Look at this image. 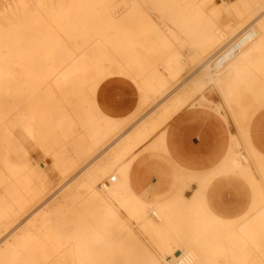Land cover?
Returning <instances> with one entry per match:
<instances>
[{"label":"bare ground","instance_id":"obj_1","mask_svg":"<svg viewBox=\"0 0 264 264\" xmlns=\"http://www.w3.org/2000/svg\"><path fill=\"white\" fill-rule=\"evenodd\" d=\"M15 2V9L9 7L0 13L2 63L13 59L24 62L22 69L27 78L14 97L31 109L32 115L36 114L39 124L43 122L39 129L41 140L49 144L52 156L60 154L66 158L67 164L57 167L62 178L77 169L78 172L55 192H49L50 195L44 187L32 189L27 185L30 182L27 167L8 176L0 172V263L18 251L28 236L27 228L46 219L51 230L43 251L48 259L54 260L53 264H117L115 250L103 242L109 235L94 224L97 210L91 209L105 200V213L121 216L117 234L121 239L117 248L121 263L118 264H170L182 252L202 254L214 261L227 252V248L208 246L219 243L183 242L182 239L194 235L180 230L189 227L185 214L207 209L202 194L204 187L216 175L226 173L223 167L231 162L249 167L257 196L251 202L250 217L245 215L234 229H250V239H264V225L260 223L261 217L264 218V177L261 183L255 178L257 172L258 175L264 171L261 151L255 149L264 147V0H233L228 5L215 3V0H191L189 8L184 2L174 5L170 1L168 4L172 5H168L160 0ZM207 3L212 4L210 9L206 8ZM231 14L238 16L237 22H220L223 15L229 19ZM238 31L240 34L235 36ZM124 33H127L126 38H117ZM120 49H124L125 54H120ZM248 50L250 64L237 68L234 60L242 59ZM77 51L101 62L131 66V81L139 90V103L133 112L105 130H99L95 138L87 129L88 122L97 117L109 120L111 116L102 111L88 90H84L83 102L74 100L73 82L79 84L85 80L79 75L81 68L73 65ZM89 52L94 54L89 55ZM160 70L167 72L173 81L178 79L177 84L169 88ZM59 75L61 83L57 94L53 95L50 87L57 83ZM215 95L220 101H213ZM157 97L161 100L145 111ZM43 99L48 100L49 115ZM185 107L206 109L207 117L225 133L220 140V150L215 154L221 156L220 159L214 169L201 178L200 195L182 198L176 203L185 196L183 188L187 186H184L192 179H200L196 171L182 168L180 172L186 181L174 196L161 201H144L137 197L133 208L123 215L120 204L133 196L128 192L130 187L118 186L126 190L123 193H102L92 180L102 179L114 168L115 162L127 156L135 158L148 150L151 163L156 158L154 150L169 153L166 125ZM56 116L65 121L69 129L68 138L61 143L66 148L61 150L56 146L50 127ZM7 121V116L2 114L0 128L6 126ZM132 122L127 133L118 136ZM92 141H96L98 153L92 156V151H87L80 155L76 148ZM94 161L96 164L92 166ZM168 175L169 172L162 178ZM76 179L80 181L74 187ZM87 190L91 191L90 201L80 203L78 191L85 194ZM171 201L175 203L172 206ZM24 215L25 220L16 224ZM146 220L162 223L177 242L158 241V235L150 236L141 244L132 241L137 224ZM220 224L212 218L204 228L217 229ZM248 235L237 232L224 237L247 238ZM239 243L227 242L229 245ZM37 253L31 250L27 255L32 259Z\"/></svg>","mask_w":264,"mask_h":264},{"label":"rangeland","instance_id":"obj_2","mask_svg":"<svg viewBox=\"0 0 264 264\" xmlns=\"http://www.w3.org/2000/svg\"><path fill=\"white\" fill-rule=\"evenodd\" d=\"M159 1V0H158ZM161 2H165L164 0H160ZM167 3H171L170 1H173L172 4L178 5L181 2H184V4L189 8L191 7L190 3L191 0H166ZM221 0H215V3H218ZM168 4V5H172ZM228 5V3H224ZM206 8L210 9L212 4L207 3ZM13 8L15 9L17 7V4L15 0H0V13L6 9V8ZM127 37V33H124L121 36H118L117 38ZM96 53V49H94ZM124 49H120V54H125ZM93 52H89L88 54L92 55ZM76 58L75 61L80 59V61H73V65L76 64V69L81 68L79 71L80 77L84 78V81H81L79 84H77V81L73 82V87L75 89V99L74 100H82L85 96V91H89V95L92 96L93 99H95V94L98 86L106 81L107 79L115 76L125 77L128 80L131 81V75H132V68L131 66L127 65L125 67L119 66L117 63H111L108 61H98L92 57L85 56L83 53L76 52ZM83 57V58H82ZM250 50H248L244 55L243 58L240 60H234V65L237 66V68H243L245 65L250 64ZM2 57H0V116L2 114H5L7 116V125L3 128H0V172L4 174L5 176H8L11 173L14 172H22V169L24 167H27L29 169V173L27 176L30 178V182L27 183L32 189H36L38 187H44L45 192H47L48 195L55 192L58 188H60L68 178L74 176L76 172H78V169L74 171L71 175H68L65 178H62V175L59 174L57 167L62 164L66 165L67 160L65 157L61 156L60 154H57L55 156H52V150H50V146L48 143H44L41 140V134L39 132L40 125L42 126L43 122L41 124L38 123V119H36L35 115H32L33 112L31 109L26 107L20 100H18L16 97H14L15 91L20 88L26 78V75L23 72L22 61H16L13 59L10 62L2 63ZM132 71V72H131ZM164 77L168 80L169 88L174 87L178 79L176 81H173L169 76L167 72H163L160 70ZM173 81V82H172ZM56 84L52 85L50 89L53 91V95L57 94L58 91V85L61 83L60 81V75L56 79ZM133 84V83H132ZM135 86V85H134ZM137 93H139L138 88L135 86ZM139 95V94H138ZM139 97V96H138ZM217 99V100H215ZM161 99L157 97L155 102L150 104L145 111L150 110L152 107H154ZM213 101L218 102L219 96L215 95L213 97ZM43 106L46 110V113L49 115L50 108L48 100L43 99ZM139 103V98L137 101V105ZM136 105V106H137ZM250 105V102H249ZM250 107V106H249ZM193 108V107H192ZM203 110H206L204 108H201ZM207 111V110H206ZM34 118V119H33ZM40 119V118H39ZM121 119V118H120ZM114 117L109 118V120H105L104 118H95L94 120L88 122L87 129L91 133L92 137L95 138L98 136V131L101 129H106V127L113 125L117 120ZM54 131V137L56 141V146L61 150L63 148H66L65 146H62L61 143H63L64 140L68 138L69 129H67L68 125L66 126L65 121H62L59 119V117L56 116V119L54 122H52V126ZM126 129V128H125ZM124 129V130H125ZM121 131L118 136H124L127 131L124 132ZM117 136V137H118ZM63 138V139H62ZM96 141L88 142L81 144V146H78L76 150H78V153L80 155H83L87 151H92V156L98 153V149L96 148ZM54 155V154H53ZM71 156H73V153H71ZM54 157V158H53ZM134 159L133 156L130 155L127 156L125 159L121 161H117L114 163V168L109 170V172L104 175V177L100 180H92V184L97 188V191L102 193H109V192H116V193H123L126 192V190H120L118 186L122 185H128L129 186V174H128V168ZM262 163L264 167V159L262 158ZM4 163V164H3ZM95 161L91 164L92 166H95ZM223 171H230L232 173H237L243 178L245 177L248 179V183L250 185V181L252 179V175L250 173L249 167H244L243 165H236L233 162L227 163L223 167ZM75 173V174H74ZM114 174L116 176L115 182H113L110 187L104 191L99 188V184L103 182L104 180L108 179L109 176ZM26 176V177H27ZM61 177V179H60ZM244 178V179H245ZM64 179V180H63ZM63 182H62V181ZM80 181V180H79ZM77 179L75 180L74 187L77 186L78 182ZM62 184H61V183ZM252 183V181H251ZM57 188V189H56ZM49 194V192H51ZM29 192V191H28ZM31 192V191H30ZM129 193H131L133 196L128 199V201H122L120 204L121 210L124 211L123 215L129 212L134 206V201L138 196H136L131 189L128 190ZM79 193V202L80 203H86L90 201L91 197L89 196L91 194L90 190L85 191L83 194L82 191H78ZM184 193V192H183ZM187 199L188 197H181L176 200V203L180 199ZM169 204L174 205V202H170ZM91 209L97 210L95 218H94V224L97 227L103 228L109 235V237L103 239V242H105L108 246L110 245L115 250V259L117 264L121 263V258L119 254L117 253L118 248V242L120 239V236L117 235L119 230V226L121 224V216L118 214L109 216L105 212L107 211V202L106 200L103 201L100 205H96L95 207H91ZM33 210V209H32ZM31 211V209L29 210ZM28 211V213H29ZM27 214V213H26ZM25 214V215H26ZM20 217V220L16 221V224H19L21 221L23 222L26 218V216ZM185 216L189 219L187 222L189 227H186V229L180 230L181 232L188 234V235H194L193 237H186L182 239L183 242H194V243H219L218 245H208L209 247L224 249L227 248V252L223 253L222 255L234 253L237 252L240 255H249L250 261H239L235 262L233 264H264V239L253 237L250 239V229L241 230V229H234V226L239 223L240 220H242L244 217H250V209L249 212L244 215L242 218H240L235 223H230L226 221H222L219 218L212 215L207 209H204L203 212L198 213H187ZM212 218L217 219L220 221V227L217 229H206L204 226L208 223V221ZM261 225H264V218L261 217L260 219ZM23 225V224H21ZM51 230L50 224L45 220L41 219L39 220L34 227H29L26 229L28 236L23 241L21 246L19 247L18 251L11 255L9 258L5 259L0 264H53L54 260L48 259L46 255L44 254V248L43 244L45 243V238L48 234V232ZM242 232L244 234L248 233L249 237L247 238H226L224 237L225 234L228 233H237ZM134 238L131 240L135 243L141 244L142 242L146 241L150 236L152 235H158L159 237L156 239L161 242L166 243H175L177 242V239L171 236L170 231L162 225V223L158 221H151L146 220L144 222H140L137 224V228L134 230ZM241 242L239 244H232L229 245L227 242ZM23 246V247H22ZM194 247L199 245H193ZM21 249V250H20ZM31 250H35L37 253L36 257L30 258L29 255H27ZM194 257V263L197 264L198 262L200 264H218L215 261H209L205 255H195L189 252ZM221 255V256H222ZM14 256V257H13ZM199 258V259H197ZM243 259H246L244 257Z\"/></svg>","mask_w":264,"mask_h":264},{"label":"crops","instance_id":"obj_3","mask_svg":"<svg viewBox=\"0 0 264 264\" xmlns=\"http://www.w3.org/2000/svg\"><path fill=\"white\" fill-rule=\"evenodd\" d=\"M232 1L221 0L218 3L226 2L229 4ZM236 16L231 14L227 19L228 16L223 15L220 22L223 24L231 21L237 22L239 18ZM238 34H240V31L235 36ZM247 45L248 43L246 48L249 47ZM243 49H245V46H243ZM95 100L103 112L120 119L133 112L137 105L138 93L130 80L115 76L98 86ZM133 123L124 132L130 129ZM166 127L167 151L169 150V153H165L162 149L154 150L153 154H156V158L150 163L149 155L151 152L146 150L138 154L128 168L129 187L136 196L144 201H161L164 198L174 196L181 189L182 183L186 181L185 176H182L180 172L182 168L198 173L200 179L190 180L184 186H187V188H183L185 197L197 196L202 186L200 184L201 178L214 169L221 157L215 154H217L218 149L220 150V140L224 138L225 133L220 126L214 125L210 117H207L206 110L185 107L180 113L172 117ZM230 128L234 132V128L232 126ZM143 146H140L137 151ZM255 149L261 151L260 153L264 159V147H255ZM167 154L171 158H167L166 156H169ZM250 154L252 155V153ZM169 167L172 170L169 171ZM167 172H169L168 177L163 179L162 176ZM257 173L255 178L257 177L256 180L261 183L264 171L261 172L262 177L260 172L258 174L261 178L258 177ZM244 178L237 173L227 171L224 174L216 175L210 180L209 184L204 187L202 194L204 206L212 215L222 221L235 223L249 212L254 199L257 197L256 188L253 187L251 181L249 185L248 179ZM262 180L264 181V178ZM244 257L246 259H243ZM214 261L218 264H233L239 261L249 262L250 256L234 252L222 255Z\"/></svg>","mask_w":264,"mask_h":264},{"label":"built area","instance_id":"obj_4","mask_svg":"<svg viewBox=\"0 0 264 264\" xmlns=\"http://www.w3.org/2000/svg\"><path fill=\"white\" fill-rule=\"evenodd\" d=\"M244 162L246 161L244 160ZM115 180H116V176L112 174L111 176L108 177V179L101 182L99 186L102 190H107L108 186L111 183L115 182ZM152 215L156 218L154 213H152ZM192 261L193 258L189 253L182 252V253H178V255L170 261V264H192Z\"/></svg>","mask_w":264,"mask_h":264}]
</instances>
